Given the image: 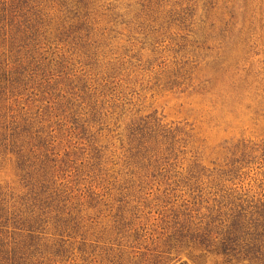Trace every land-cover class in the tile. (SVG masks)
<instances>
[{
    "label": "trees",
    "instance_id": "16d2710c",
    "mask_svg": "<svg viewBox=\"0 0 264 264\" xmlns=\"http://www.w3.org/2000/svg\"><path fill=\"white\" fill-rule=\"evenodd\" d=\"M102 3L0 0V158L14 159L24 189L15 196L0 187V264H63L71 240L85 252L99 219L88 211L100 203L109 223L99 239L110 264H186L183 255L200 263L264 264V194L249 195L235 183L255 153L264 159V147L227 144L224 162L210 172L197 156L187 169L178 166L187 139L158 121H132L119 133L126 96L106 92L104 77L102 90L93 83L101 74L109 78L112 64L103 60L107 29L98 38L96 25L101 10L116 7ZM236 19L230 14L223 38ZM224 100L239 101L233 94ZM61 131L76 160L69 153L60 159L55 134ZM116 137L119 171L117 151L110 150ZM80 181L88 184L74 193ZM152 185L166 199L155 212L161 231L155 237L142 221L152 213L142 199Z\"/></svg>",
    "mask_w": 264,
    "mask_h": 264
},
{
    "label": "rangeland",
    "instance_id": "374dc122",
    "mask_svg": "<svg viewBox=\"0 0 264 264\" xmlns=\"http://www.w3.org/2000/svg\"><path fill=\"white\" fill-rule=\"evenodd\" d=\"M102 4L116 7L114 12L101 10V21L96 25L98 38L102 39L101 33L107 29L103 41L108 47L103 60L112 64L108 66L110 77L101 74L93 83L102 85V90L105 84L100 78L104 77L112 89L106 92H123L126 96L128 104L119 119V133L132 121H158L187 139V155L179 156L178 166L187 169L197 156L198 163L210 172L216 169L214 163L224 162L222 148L227 144L245 141L257 149L264 147V0H104ZM232 13L237 18L235 26L223 38L220 29ZM68 57L65 54L64 59ZM230 94L238 96L239 101L225 102L224 96ZM65 135L62 131L55 134L60 159L75 151ZM110 141L115 145L110 150H116L117 155L108 153V158L120 163L115 171L122 170L120 142L117 137ZM262 154L255 153L235 181L243 192L250 191L249 195L257 197L264 194ZM87 184L80 181L74 193L85 190ZM152 186L145 190L151 195L142 196L149 205L146 213H152L142 216V221L155 237L161 232L155 212L162 209L166 199L163 188L157 192ZM0 187L15 196L24 193L14 159L9 156L0 158ZM105 209L100 203L97 209L88 211L99 218L91 231L95 233L88 236L85 252L80 250V240H71L72 249L66 254L70 259L63 264H110L105 244L99 239L109 223L104 218L108 214ZM182 261L214 264L200 263L186 255Z\"/></svg>",
    "mask_w": 264,
    "mask_h": 264
}]
</instances>
